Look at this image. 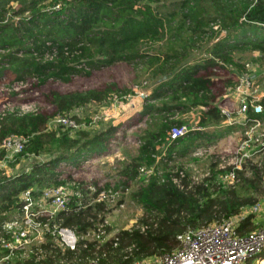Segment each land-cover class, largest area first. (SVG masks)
Returning <instances> with one entry per match:
<instances>
[{
    "label": "trees",
    "instance_id": "16d2710c",
    "mask_svg": "<svg viewBox=\"0 0 264 264\" xmlns=\"http://www.w3.org/2000/svg\"><path fill=\"white\" fill-rule=\"evenodd\" d=\"M160 1L0 0V85L30 82V89L43 88L39 96L41 105L45 103L35 111L13 112L0 119V144L10 135L24 139L15 162L35 158L27 170L0 177V223L20 207L23 191L37 196L45 187L69 184L67 209L57 212L50 222L71 228L77 235L103 224L107 199L93 201L101 190L97 182L74 181L68 173L62 176L57 167L77 166L82 159L114 153V142L123 129L109 123L91 129L89 118L84 122L72 111L103 103L113 94L121 99L131 87L123 80L86 87L68 85L95 72L109 76V70L120 65L139 66L132 85H154L139 112L138 120L145 119L146 127L138 137L136 154L120 162L116 180L103 187L108 193L119 187L130 189V197L144 211L140 221L144 229H119L105 237L112 230L106 224L99 248L96 241L81 240L74 251L59 249L47 235L39 246L44 253L19 264H56L57 260L83 264L94 252L105 264L155 258L175 249L176 235L187 227L221 222L264 197V154L254 161L261 152L236 169L237 184L220 182L217 173L222 171L215 170L216 164L210 177L196 182L187 172L179 178L181 166L173 174L166 169L154 174L158 155L163 153L165 164L175 156L183 158L233 127H221L225 115L216 99L234 85L237 75L245 74L244 65L237 62L243 53L256 52L264 63V0H179L178 9L166 16L157 9ZM153 45L157 47L148 50ZM219 72L227 78L217 88L214 77ZM50 82L63 87H48ZM260 103L262 112L254 114L249 107L247 117L258 120L264 130V98ZM192 109H199L196 127L171 140L170 129L184 124L181 114ZM63 115H71L82 127H49L52 119ZM3 156L0 148V159ZM40 156L41 161L36 158ZM148 170L152 173L139 177ZM253 217L250 214L240 221L238 234L254 227ZM263 256L264 250L256 259ZM256 259L244 264H257Z\"/></svg>",
    "mask_w": 264,
    "mask_h": 264
},
{
    "label": "built area",
    "instance_id": "2783aa9c",
    "mask_svg": "<svg viewBox=\"0 0 264 264\" xmlns=\"http://www.w3.org/2000/svg\"><path fill=\"white\" fill-rule=\"evenodd\" d=\"M234 85L228 88L222 96V103L218 104L221 112L225 115L223 123L227 126H261L256 119L247 117V111L250 107L254 114L262 112L261 99L256 94L255 77L248 74H239L235 77ZM24 83L0 85V92L19 91L25 87ZM7 93V94H8ZM231 100L237 102L235 112L229 108L228 104ZM36 104L30 102L22 104L19 107L11 106L6 102L0 108V119L6 114L17 112L18 114L35 111ZM49 127L53 124L78 129L82 125L76 123L71 115L56 116L49 122ZM190 131L186 125L173 126L170 129V139H177ZM264 131V130H263ZM264 138V137H263ZM251 136L247 135L240 144V150L248 147ZM24 139L20 136L10 135L5 137L0 144V148L4 150L3 159H11L22 151ZM202 151L196 148V154ZM264 151V141L260 143V147L254 154ZM102 157V156H101ZM249 155L242 153L241 158H248ZM97 156H92L79 161L78 165H94ZM77 165V166H78ZM62 165L57 167V171L61 170ZM77 166L71 164L66 165L65 169H75ZM239 163L232 165L224 176L223 181L233 184L237 181L236 169H240ZM63 171V170H61ZM65 176V172H62ZM183 172H179V178L183 177ZM175 183L177 178H173ZM93 191V187H89ZM70 191L64 186H49L41 190L40 195L33 196L30 190L23 191L19 195L20 207L15 211L7 214V218L0 223V264H19L20 260L27 259L31 255L39 257L41 249L39 246L46 242L47 235H50L57 246L61 250H77L81 240L96 241V248L102 243L104 234L103 224L97 226L96 230H92L83 235L77 233L68 227H61L55 223H51V219L57 212L67 209ZM112 196L105 189H101L97 194L94 202L108 199ZM264 211V197L260 202L245 207L234 216L222 220L218 223H212L206 226L193 228L187 227L183 232L176 235L178 246L171 252L162 254L155 258H146L135 260L131 264H244L248 259H256V257L264 250V226L254 231L237 233L240 221L247 215L256 217ZM145 226L142 227V230ZM86 247V243L82 244V248ZM103 257L97 252L91 253L83 264H105L102 262ZM257 264L264 260L258 257ZM55 264V263H53ZM56 264H70L57 260ZM121 264V263H111Z\"/></svg>",
    "mask_w": 264,
    "mask_h": 264
},
{
    "label": "rangeland",
    "instance_id": "374dc122",
    "mask_svg": "<svg viewBox=\"0 0 264 264\" xmlns=\"http://www.w3.org/2000/svg\"><path fill=\"white\" fill-rule=\"evenodd\" d=\"M179 0H161L157 4V9L164 15H168L170 12H174L178 9ZM157 45H153L148 48V50L156 48ZM209 47L203 49L206 52ZM260 55L258 53H243L241 60H237L238 63L244 65L245 74L255 75V86L256 94L258 98L261 99L264 94V63L260 60ZM139 66L135 65H120L117 68L109 70V76L105 73L101 76L100 72H95L91 76H81L79 78L73 79L72 86H93L100 84L102 82H111L123 80L128 87H131V92L126 94V96H121L119 98L118 94H113L105 102L100 104H88L83 107L75 108L72 114L76 115L78 118L85 122L89 118L91 122V129L100 128L101 126L109 123L114 126H120L123 129V135L120 134L118 140L114 142V153L109 156H102L99 158H94V165H78L75 169H65L62 165L61 168L66 174L68 173L74 181H85V183L97 182V187L103 188L105 184L113 182L116 180V172L121 163L130 161L134 158L136 150L138 147V137L146 127L145 119L139 121V112L143 105L144 99L150 94L152 87L149 83L143 82L141 85H132L133 77L136 73L140 72ZM232 74L228 72V76ZM215 86L220 88L223 85V81L227 78V74L224 72H219L218 76L214 77ZM25 87L21 90L15 92H0V108L2 104L9 102L13 107H19L22 104H28L32 102L39 105V107L44 106V102L41 105V97L39 96V91L42 87L32 88L30 82L24 84ZM48 87L61 89L63 87L59 82H50ZM8 93V94H7ZM15 93V94H14ZM223 95V94H222ZM222 95L217 97V104L222 103ZM229 108L233 112L237 109V102L229 100ZM46 106V105H45ZM50 110V107H46ZM198 112L199 109H192L185 113H182L180 118L184 119L186 122L182 125H186L189 130L196 127L198 122ZM176 117V116H175ZM85 119V120H84ZM50 125V124H48ZM83 125V124H81ZM227 126L222 123L221 127ZM242 128V129H241ZM263 130L259 126H233L230 129H224L223 135L217 138L212 143L203 145L199 148L202 149L200 153L196 154V149L191 151L189 154L180 157H173V160L168 161L165 164L163 158V153L156 157V163L158 164V171H154V174L160 175L163 169L169 170L171 174L176 171L179 172V166H181V171L183 174L187 172L192 181H198L205 177H210L212 165L216 164V171H222L217 173V178L220 182L223 181L224 174L231 169L234 164L245 163L246 159H250L251 156L258 149V144L264 141ZM122 135V136H121ZM251 136L248 143V147L244 150H240L241 142L246 138V136ZM242 153L249 155L248 158H241ZM264 154V151L259 155L254 157V161H258L260 155ZM37 160H42V156L36 157ZM35 158L24 157L19 162H15V156L11 159H0V177H9L19 171L27 170L32 164ZM121 162V163H120ZM224 171V172H223ZM142 173V172H141ZM152 173V170L144 171V173L139 175V177H145ZM68 175V176H69ZM237 177V176H236ZM235 181L233 184L238 183ZM70 192L71 188L69 184L64 185ZM115 187L113 188V190ZM112 196L107 199V213L104 216L103 225L110 224L112 230L105 237H109L116 233L119 229H132L141 228L143 223H140L141 219L144 217V211L141 206L130 197V189H123L119 187L118 190L110 191ZM256 222L253 224L254 227L249 231H254L258 228L264 226V211L259 213L256 217ZM147 221H150L149 219ZM100 225V224H98ZM247 231V232H249ZM264 261V260H263ZM76 263V262H75ZM78 264V263H76ZM261 264V263H260Z\"/></svg>",
    "mask_w": 264,
    "mask_h": 264
},
{
    "label": "crops",
    "instance_id": "0c3cea01",
    "mask_svg": "<svg viewBox=\"0 0 264 264\" xmlns=\"http://www.w3.org/2000/svg\"><path fill=\"white\" fill-rule=\"evenodd\" d=\"M252 77H255V75H252ZM252 221L256 222V218L253 217V220Z\"/></svg>",
    "mask_w": 264,
    "mask_h": 264
},
{
    "label": "water",
    "instance_id": "95a60500",
    "mask_svg": "<svg viewBox=\"0 0 264 264\" xmlns=\"http://www.w3.org/2000/svg\"><path fill=\"white\" fill-rule=\"evenodd\" d=\"M222 34H223V32H222Z\"/></svg>",
    "mask_w": 264,
    "mask_h": 264
}]
</instances>
